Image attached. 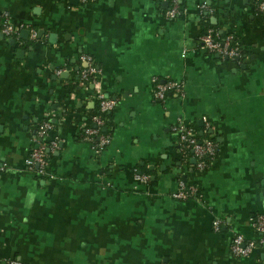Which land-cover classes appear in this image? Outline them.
I'll list each match as a JSON object with an SVG mask.
<instances>
[{"label": "crops", "instance_id": "crops-1", "mask_svg": "<svg viewBox=\"0 0 264 264\" xmlns=\"http://www.w3.org/2000/svg\"><path fill=\"white\" fill-rule=\"evenodd\" d=\"M170 1L0 0L24 24L14 37L0 33V259L264 264L251 224L264 217V12L255 0H176L169 19ZM201 2L213 13L203 16ZM211 25L239 39L238 59L201 49ZM86 56L95 83L79 80ZM153 78L181 82L183 95L155 100ZM95 89L116 102L100 153L82 138ZM179 120L216 140L203 171L176 151ZM44 121L58 148L41 176L25 161ZM180 180L200 197L173 198ZM233 234L256 243L248 256H233Z\"/></svg>", "mask_w": 264, "mask_h": 264}, {"label": "built area", "instance_id": "built-area-1", "mask_svg": "<svg viewBox=\"0 0 264 264\" xmlns=\"http://www.w3.org/2000/svg\"><path fill=\"white\" fill-rule=\"evenodd\" d=\"M256 9L264 12V0H255ZM200 12L204 16L213 13V9L201 2L199 5ZM179 13V6L176 0L170 1V6L165 12V17L172 19ZM24 28L22 23H13L7 13L0 12V33L6 37L16 36L20 30ZM221 32L214 29L212 26H207L204 33L198 37V43L201 49L207 53L217 55L221 58L236 60L241 56L242 47L239 39L230 33L220 35ZM33 37V34H31ZM86 64L79 73L81 83L92 81L93 75L96 73V68L90 56L82 57ZM61 69L55 70L56 74L61 73ZM152 97L158 101H164L168 92H174L183 95V85L179 81L165 80L161 81L156 78L152 79ZM92 97L96 100L97 107L94 115L91 117V126L86 125L83 128L82 138L93 145L95 153L100 151L109 143V134L102 129L106 126L107 114L115 107L116 102L113 99L105 96L100 90L95 89ZM52 125L48 121H44L36 130V135L33 139V147L26 158V166L29 169H35L38 175L46 174L48 158L51 152L58 148L57 141L49 140L48 133ZM208 127L205 125L202 133L206 134ZM173 132L176 134V151L181 155L182 160L189 161L194 159L193 167L196 171H203L210 166L214 160L218 145L212 139V135L204 138L196 136L197 129L194 125L185 124L182 121H177L172 126ZM3 167H0V171ZM134 178L140 182H145L147 177L138 173H134ZM175 199L186 200L189 198L200 197L197 186L188 184L184 181H179L175 191L171 193ZM252 227L256 233L260 234L259 241L264 242V217L256 216L252 220ZM221 225L220 219L212 221L214 230H218ZM254 241L245 240L240 234H233L230 244V250L235 257H246L255 248ZM0 264H20L15 258L0 259Z\"/></svg>", "mask_w": 264, "mask_h": 264}, {"label": "trees", "instance_id": "trees-1", "mask_svg": "<svg viewBox=\"0 0 264 264\" xmlns=\"http://www.w3.org/2000/svg\"><path fill=\"white\" fill-rule=\"evenodd\" d=\"M202 21H203V25H204V23L205 24H209V19H207V18H204V19H202ZM212 26V25H211ZM214 29H216L217 31H218V29H217V27L215 26V25H213L212 26ZM203 30H204V28H203ZM225 33H220V35H224ZM96 111V110H95ZM95 113V112H94ZM108 115L109 114H107L106 116L108 117ZM196 128V127H195ZM197 129V128H196ZM201 132H202V128H201ZM196 136L198 137V138H204V137H206V136H209V133H208V131L206 132V134H203V133H199L198 132V130H197V133H196ZM215 142H216V140L214 139V138H212ZM258 235H259V238H260V234L258 233Z\"/></svg>", "mask_w": 264, "mask_h": 264}, {"label": "water", "instance_id": "water-1", "mask_svg": "<svg viewBox=\"0 0 264 264\" xmlns=\"http://www.w3.org/2000/svg\"><path fill=\"white\" fill-rule=\"evenodd\" d=\"M210 20H211L212 24H216V18H215V17H211ZM20 33H21V36H22V37H25V36L27 35V31H21ZM12 42H13V41H12ZM21 52H22V51H18V53H21ZM63 74L65 75V73H63ZM102 130H103L104 132H106V131H107V127L104 126ZM190 161L193 163V162H194V159H190Z\"/></svg>", "mask_w": 264, "mask_h": 264}]
</instances>
